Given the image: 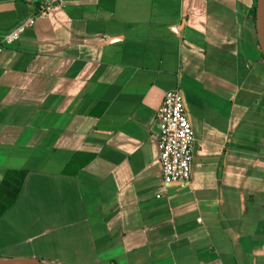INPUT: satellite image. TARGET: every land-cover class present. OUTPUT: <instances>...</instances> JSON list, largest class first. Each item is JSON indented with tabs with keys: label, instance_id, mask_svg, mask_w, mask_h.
Here are the masks:
<instances>
[{
	"label": "crops",
	"instance_id": "0c3cea01",
	"mask_svg": "<svg viewBox=\"0 0 264 264\" xmlns=\"http://www.w3.org/2000/svg\"><path fill=\"white\" fill-rule=\"evenodd\" d=\"M255 4L65 0L0 48V256L264 264ZM38 8L0 0V34ZM176 88L196 136L189 184L158 163L156 112Z\"/></svg>",
	"mask_w": 264,
	"mask_h": 264
},
{
	"label": "built area",
	"instance_id": "2783aa9c",
	"mask_svg": "<svg viewBox=\"0 0 264 264\" xmlns=\"http://www.w3.org/2000/svg\"><path fill=\"white\" fill-rule=\"evenodd\" d=\"M37 4V12L11 31L0 34V48L17 42L27 28L33 27L37 18L48 14L65 0H27ZM155 127L159 138V160L163 180L167 184H189L196 152V136L187 113L183 94L176 88L166 92L156 112Z\"/></svg>",
	"mask_w": 264,
	"mask_h": 264
},
{
	"label": "water",
	"instance_id": "95a60500",
	"mask_svg": "<svg viewBox=\"0 0 264 264\" xmlns=\"http://www.w3.org/2000/svg\"><path fill=\"white\" fill-rule=\"evenodd\" d=\"M256 30L261 51L264 55V0H257ZM0 264H42L35 258H7L0 256Z\"/></svg>",
	"mask_w": 264,
	"mask_h": 264
},
{
	"label": "trees",
	"instance_id": "16d2710c",
	"mask_svg": "<svg viewBox=\"0 0 264 264\" xmlns=\"http://www.w3.org/2000/svg\"><path fill=\"white\" fill-rule=\"evenodd\" d=\"M253 13H254V17H255V15H256V7L254 8V10H253ZM18 188L16 189V192H15V194H14V198L13 199H11L9 202H8V206H6V208H4L2 211H1V213H3L7 208H9L14 202H15V200H16V197H17V194H18Z\"/></svg>",
	"mask_w": 264,
	"mask_h": 264
},
{
	"label": "rangeland",
	"instance_id": "374dc122",
	"mask_svg": "<svg viewBox=\"0 0 264 264\" xmlns=\"http://www.w3.org/2000/svg\"><path fill=\"white\" fill-rule=\"evenodd\" d=\"M257 6V0H256V4H255V7ZM254 7V8H255ZM254 10V9H253ZM252 19H253V21L256 23V15H255V17H254V13H253V11H252Z\"/></svg>",
	"mask_w": 264,
	"mask_h": 264
}]
</instances>
